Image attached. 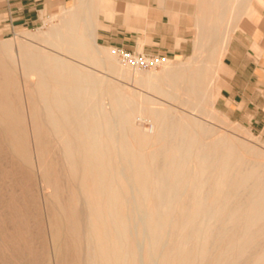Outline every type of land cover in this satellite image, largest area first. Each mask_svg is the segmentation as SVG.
<instances>
[{
  "label": "bare ground",
  "instance_id": "bare-ground-1",
  "mask_svg": "<svg viewBox=\"0 0 264 264\" xmlns=\"http://www.w3.org/2000/svg\"><path fill=\"white\" fill-rule=\"evenodd\" d=\"M71 10L50 34L0 39V264H264V163L245 159L263 150L87 71L78 61L138 69ZM164 67L148 88L219 117L202 99L206 71ZM137 113L152 131L134 126Z\"/></svg>",
  "mask_w": 264,
  "mask_h": 264
},
{
  "label": "crops",
  "instance_id": "crops-1",
  "mask_svg": "<svg viewBox=\"0 0 264 264\" xmlns=\"http://www.w3.org/2000/svg\"><path fill=\"white\" fill-rule=\"evenodd\" d=\"M60 8L80 12L99 44L150 52L189 53L195 24L188 59L206 72L218 59L225 67L221 100L264 128V0H0V24L7 31L34 27Z\"/></svg>",
  "mask_w": 264,
  "mask_h": 264
},
{
  "label": "rangeland",
  "instance_id": "rangeland-1",
  "mask_svg": "<svg viewBox=\"0 0 264 264\" xmlns=\"http://www.w3.org/2000/svg\"><path fill=\"white\" fill-rule=\"evenodd\" d=\"M65 7H70V6H65ZM68 10H71L72 12L75 11L77 13L73 17L75 19L77 18L76 20L79 21V26H80L79 28L82 29V30L86 29V30H84V33L86 31H88L89 28L91 27V25L87 21H86L87 23L85 22V19L81 17V13L80 12H78L74 8H66V9L60 8L56 12H51L48 15H45L44 16V22L42 24L36 25L34 27H23L22 26V27H19V28H15V30H13V31H7L8 30V29H6L7 26L4 27V26H2L0 24V39H1V41L2 40L9 41V42H12L13 44L15 43V45H17L18 43H27L29 41L30 35L34 36V35L50 34V33H52L54 31V28L56 26L63 25V23L66 20V18L69 17V12L70 11H68ZM62 17H63V19H62ZM83 24L86 25V26H84ZM194 25L195 24L189 25V27H190L189 28L190 29V39H189V41H190V43L192 45V48L190 49L189 53H187V54H184V53L175 54V53H166V52H157V51L150 52V51H147V50H144V51L145 52H149V53H160V54L167 55L169 61H167L166 63L173 62V64L176 65V64H179V62H180V64H184V66L186 68H189V69H192V70L203 69L204 68L203 66H200L199 64L195 63L193 60L188 59V57L193 53L194 33H193V28H191V27H193ZM238 30H240V28H237L234 31V34H233L232 38L235 37V35L237 34ZM101 43H102L101 46H103L104 48L112 49V52H113V55H114L115 59L117 58L120 61V63L126 64V61L121 59L120 55H115L114 54V50H113V48H115L114 44L100 42V44ZM43 45H45V44H43ZM45 46H47V44ZM38 47L42 48L43 46L41 44H38ZM58 50H57V53L59 52V54L65 53V51H63V50H59V51ZM134 50L141 51V49H139V47L135 48ZM76 60L78 61V59H76ZM78 62H80V64H82V66L87 71L93 70L91 72L93 74H95L96 76L105 77L106 75H108V76H106V78L108 79L109 84L117 86L126 95L131 97L130 98L131 100L132 99L133 100H139L143 96L145 97L147 95H150V96H152V97H154L156 99V102H165V103H167V105H155L157 107H171V106L172 107H177V109H178L177 113L178 114L182 113L183 115H184V109H185V110H187L186 113L192 114L195 117H197L198 119H200L202 121H205L210 126H212L216 131L219 130L218 132H220V129H221L224 132L225 131L226 132H230L231 135H233L238 140L240 139V141L249 140L251 143H253L255 145V149L263 150V155L261 157H258V158L246 155L245 159L248 160L249 162L258 161L259 160L260 163H264V147L262 146V144L260 142L255 143V141L258 140L257 137L260 138V140L262 142L264 141V128H262L260 124H252L250 121H243L242 119H240L238 117V115L232 109L229 108V106L226 103H224L221 100V98H220V85H221L220 77H221V74L225 71V67H223L221 65V62H219L217 59H214L213 62L210 63V65L212 67H210V66L207 67V68H210V69L213 68L214 72H211V71L207 72L208 78L205 81V93L206 94H205V96L202 99L205 100V101L210 102V104L214 107V109L219 112L218 115H219L220 119H219V117H216L217 119H212L208 115H204V114H201V113L197 112L196 110H191L188 107H184V105L180 104L179 102L174 101L173 99H169V98H167V97H165V96H163V95H161V94H159V93L155 92L154 90H152V89L147 87L146 79L148 78L149 73H151L152 71L154 73H157V72L161 73L163 71V69L165 68L164 65H166V63L163 65V62H160V63H156V64H151V65H148V66L137 67V69H138L137 70L138 71L137 72V76L134 77L132 75V71L131 70H129V69H126V70L124 69L123 70L120 66H118V68H117L118 69L117 70V74H112V73L108 72L106 69H104V68H102L100 66H97L95 64H88L90 62L83 61V60H80ZM132 66L133 65L130 64V67L132 69H135V66H133V67ZM87 67L89 68V70H88ZM119 69H121V71ZM120 73H121V75H120ZM35 83H36V78L32 77L31 79H29L26 82V85H28V86L32 85L33 86ZM211 83H213L214 86ZM154 94H156L158 96L155 97L156 95H154ZM210 94H212V95H210ZM177 104H178V106H177ZM109 105L110 104H107L106 107H109ZM225 116L229 117V124H226L225 121H223V119H221V118H223ZM146 119L147 118H145V120H144V118L141 117L139 113H137L135 118H134L133 124H134V126H136L139 129H144L146 131H152L153 122L150 119L149 120L148 119L146 120ZM236 128H237V130H236ZM247 133L253 135L252 137H255V138H253L254 142L251 141L252 139L249 138ZM0 141H1V137H0ZM5 150H6L5 154H3L4 156L2 155V157H1L2 158L1 159L2 170L7 171V169H8L10 171L11 167L14 168V163L15 162L12 160V157H11L12 154L7 149H5ZM7 151H8V153H7ZM58 156H60V155L58 154ZM10 163L13 166L10 167ZM34 164L36 165L37 162L34 161ZM34 170H35V172L33 171V173H34L33 177L38 175V169L36 167H34ZM4 177L6 178V180H9L10 178H12V175H10V176L9 175L8 176L4 175ZM1 178L2 177L0 176V179ZM47 191H48L47 194L51 193V189L46 190L45 193ZM139 220H142L141 215L139 216ZM143 229H144V227L142 228V230ZM139 248L140 249L143 248V242L142 241L139 242Z\"/></svg>",
  "mask_w": 264,
  "mask_h": 264
},
{
  "label": "built area",
  "instance_id": "built-area-1",
  "mask_svg": "<svg viewBox=\"0 0 264 264\" xmlns=\"http://www.w3.org/2000/svg\"><path fill=\"white\" fill-rule=\"evenodd\" d=\"M114 47L116 49V54L120 55L121 59L135 67L148 66L168 59L167 55L160 53H149L144 50L136 51L122 45H115Z\"/></svg>",
  "mask_w": 264,
  "mask_h": 264
}]
</instances>
